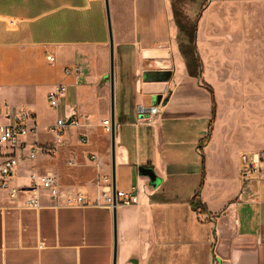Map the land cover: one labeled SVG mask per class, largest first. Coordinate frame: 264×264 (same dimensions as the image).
<instances>
[{"label": "crops", "instance_id": "0c3cea01", "mask_svg": "<svg viewBox=\"0 0 264 264\" xmlns=\"http://www.w3.org/2000/svg\"><path fill=\"white\" fill-rule=\"evenodd\" d=\"M109 1L116 190L136 195L138 203L55 206L47 191L30 190L32 174L50 173L62 190L102 201L112 181V135L104 129L111 121L105 0H0L1 99L33 112L37 123V133L14 150L19 198L0 193V264H114V209L116 264H264V166L250 179L242 175L244 155H264V147H255L264 132L235 131L236 102L221 116L216 102L214 117L206 69L201 79L189 74L171 0ZM76 65L82 76H67L65 69ZM59 83L67 85L61 111L47 99ZM154 106L156 116L140 114ZM74 110L81 126H67L57 144L48 128ZM36 142L43 150L32 158ZM142 167L160 183L153 185ZM30 198L40 207H27Z\"/></svg>", "mask_w": 264, "mask_h": 264}, {"label": "rangeland", "instance_id": "374dc122", "mask_svg": "<svg viewBox=\"0 0 264 264\" xmlns=\"http://www.w3.org/2000/svg\"><path fill=\"white\" fill-rule=\"evenodd\" d=\"M186 6L191 17L200 14L203 80L214 90L219 115L236 102L235 131L264 132V0H192ZM263 142L256 141V151Z\"/></svg>", "mask_w": 264, "mask_h": 264}, {"label": "built area", "instance_id": "2783aa9c", "mask_svg": "<svg viewBox=\"0 0 264 264\" xmlns=\"http://www.w3.org/2000/svg\"><path fill=\"white\" fill-rule=\"evenodd\" d=\"M14 23V20H11ZM47 59L51 62H55V58L52 55H48ZM65 74L67 76H75L80 78L83 74V67L76 65L73 68H66ZM67 95V85L64 83L57 84L54 89L49 91L47 99L49 105L54 110H58L61 101ZM146 112L151 116H156L160 109L158 106L151 107L149 109L141 107L140 114L144 115ZM81 116L76 110L73 111L70 118L59 117L48 128V132L54 136L57 144L61 143L67 126H81ZM87 118V116H84ZM36 115L25 109H17L9 107L2 102L0 95V193L8 192L9 196L13 200L19 198L22 189L12 186V179L15 175L16 169L19 166V159L14 151L17 147L24 145L23 139L36 134ZM104 129L107 133H112V124L110 120L104 121ZM80 143H87V138L83 134L79 136ZM5 150H9L6 152ZM43 148L36 142L33 144L30 156L35 158ZM48 153L52 156L57 154V148H47ZM92 159L96 160V156L92 155ZM264 166V155L254 154L251 157L244 155L243 157V177L244 179H250L254 171ZM43 189L48 192L50 198L53 200L55 206H67L74 208H85L89 206H104L108 208H115L119 204L134 205L138 203V197L134 194L117 192L116 204L114 203L113 186L111 179L107 178V184L104 187L102 194V201L91 200L86 194L81 191H64L60 188L57 178L48 174H32L31 175V188L30 190ZM26 206L29 208H39L40 204L37 199L30 198L26 202Z\"/></svg>", "mask_w": 264, "mask_h": 264}, {"label": "trees", "instance_id": "16d2710c", "mask_svg": "<svg viewBox=\"0 0 264 264\" xmlns=\"http://www.w3.org/2000/svg\"><path fill=\"white\" fill-rule=\"evenodd\" d=\"M192 0H171L174 18L178 26V41L180 45V50L185 58L188 72L191 76L198 79L202 78L203 74V62L197 47V30H198V20L200 14H197L195 18L191 17V13L188 12L187 2ZM204 9V4L201 5V9ZM204 86L209 90L213 97L214 112L216 113V100L214 96V90L208 84L204 83ZM212 126V124H211Z\"/></svg>", "mask_w": 264, "mask_h": 264}, {"label": "water", "instance_id": "95a60500", "mask_svg": "<svg viewBox=\"0 0 264 264\" xmlns=\"http://www.w3.org/2000/svg\"><path fill=\"white\" fill-rule=\"evenodd\" d=\"M106 9L108 15V25H109V34H110V84H111V124H112V186H113V196L114 203L116 204L117 200V190H116V118H115V44H114V35L112 27V19L110 12V1L105 0ZM141 174L148 176L151 179L153 185H158L160 183V178L154 173L152 169L141 168ZM114 264H116L117 259V247H118V237H117V223H116V210L114 209Z\"/></svg>", "mask_w": 264, "mask_h": 264}]
</instances>
